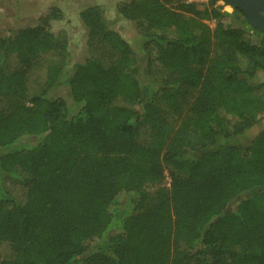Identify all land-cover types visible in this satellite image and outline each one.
Masks as SVG:
<instances>
[{
	"label": "trees",
	"instance_id": "1",
	"mask_svg": "<svg viewBox=\"0 0 264 264\" xmlns=\"http://www.w3.org/2000/svg\"><path fill=\"white\" fill-rule=\"evenodd\" d=\"M217 1L117 4L146 82L98 5L69 73L58 8L0 34V264H264V33Z\"/></svg>",
	"mask_w": 264,
	"mask_h": 264
},
{
	"label": "rangeland",
	"instance_id": "2",
	"mask_svg": "<svg viewBox=\"0 0 264 264\" xmlns=\"http://www.w3.org/2000/svg\"><path fill=\"white\" fill-rule=\"evenodd\" d=\"M126 0H0V34H5L20 27L34 25L39 18L47 13L49 8H58L62 16L59 19L51 21V29L54 32L63 30L66 32L68 39L67 46V65L66 71L69 73L70 67L79 61H82L86 55V39L87 31L79 19V12L90 5H98L103 11L108 25L116 29L119 34L126 39L133 50L136 52L140 67V78L143 82L149 81L150 77L146 73L145 62L147 54L143 49L144 37L138 33L133 22L123 19L116 11V6ZM199 8L207 2V0H194ZM216 5L222 7L223 10L231 11V8L218 0ZM226 8V9H224ZM210 25H213L209 21ZM253 41L256 38L253 37ZM249 82L256 83L264 81V70L256 71V73L248 78ZM50 96L64 97L69 99L68 89L65 84H60L50 92ZM264 128V115L257 124L247 130L239 139V145H246L253 135ZM35 137L28 136L21 139V142L33 144ZM168 182L166 176L165 183Z\"/></svg>",
	"mask_w": 264,
	"mask_h": 264
},
{
	"label": "water",
	"instance_id": "3",
	"mask_svg": "<svg viewBox=\"0 0 264 264\" xmlns=\"http://www.w3.org/2000/svg\"><path fill=\"white\" fill-rule=\"evenodd\" d=\"M239 8L249 23L264 33V0H220Z\"/></svg>",
	"mask_w": 264,
	"mask_h": 264
},
{
	"label": "built area",
	"instance_id": "4",
	"mask_svg": "<svg viewBox=\"0 0 264 264\" xmlns=\"http://www.w3.org/2000/svg\"><path fill=\"white\" fill-rule=\"evenodd\" d=\"M227 6H229V5H227ZM229 8H231V7L229 6ZM224 9H226V8H224ZM226 11H228V10H226Z\"/></svg>",
	"mask_w": 264,
	"mask_h": 264
}]
</instances>
